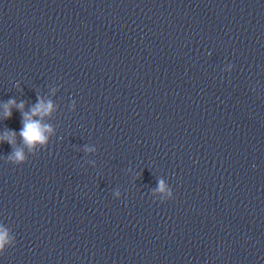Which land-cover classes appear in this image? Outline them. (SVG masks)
<instances>
[{
    "label": "clouds",
    "instance_id": "1",
    "mask_svg": "<svg viewBox=\"0 0 264 264\" xmlns=\"http://www.w3.org/2000/svg\"><path fill=\"white\" fill-rule=\"evenodd\" d=\"M16 107L21 112L22 116V128L19 131V136L23 145L28 149L29 153L37 155L42 149L47 148L50 143V136L54 134L53 127L44 122L45 117H50L54 112V104L51 100L45 102L43 99L38 97V102L31 107V109L25 112L24 102H17L14 99H10L3 105V116L4 119H9L12 116V108ZM75 111V107L73 106ZM16 135L14 130L5 129L3 134H0V142L7 141L10 145H13V153L7 157L13 165H23L28 161V156L26 155L23 148H16ZM87 151H95L94 148H87ZM157 191L164 193L166 191V186L163 180L159 181V187ZM119 196V192L115 193ZM167 195L171 199H174L173 190L169 186L167 188ZM8 231L0 230V255L3 254V250L6 244H10Z\"/></svg>",
    "mask_w": 264,
    "mask_h": 264
}]
</instances>
